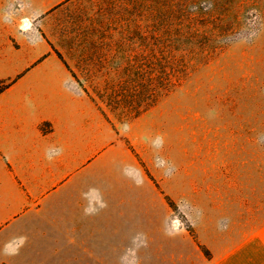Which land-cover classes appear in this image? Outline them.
Wrapping results in <instances>:
<instances>
[{
  "label": "rangeland",
  "instance_id": "1",
  "mask_svg": "<svg viewBox=\"0 0 264 264\" xmlns=\"http://www.w3.org/2000/svg\"><path fill=\"white\" fill-rule=\"evenodd\" d=\"M3 4L18 14L16 30L10 22L0 28V53L28 46L23 57L41 58L53 47L107 116V154L88 166L87 205H107L104 223L122 225L131 210L136 223L143 210L149 216L150 238L135 226L134 264H197L198 244L219 258L264 228V0ZM209 42L210 55L199 60ZM15 64H0V73ZM163 66L175 70L163 77L172 81L158 79L147 110L132 119L110 110L107 93L118 82L134 72L159 75ZM159 136L162 147L153 145ZM95 187L99 195L89 191ZM142 200L151 205L138 206Z\"/></svg>",
  "mask_w": 264,
  "mask_h": 264
},
{
  "label": "crops",
  "instance_id": "2",
  "mask_svg": "<svg viewBox=\"0 0 264 264\" xmlns=\"http://www.w3.org/2000/svg\"><path fill=\"white\" fill-rule=\"evenodd\" d=\"M3 5L0 0V22L5 21L0 28L10 22L9 30H16L17 9ZM13 36L18 43V31ZM27 50L15 49L9 57L0 53L1 65L17 64L8 73L2 70L0 80L18 75L0 92V264H122L121 257L129 255L131 263L125 264H134L135 226L142 238H150L145 211L138 223L127 211L122 225L112 217L104 223L102 209L93 216L83 211L88 166L107 154L104 116L51 46L41 58L23 57ZM49 147H62L63 154L49 162ZM126 206L135 201L127 199ZM200 260L197 264H264V228L232 253L217 258L201 251Z\"/></svg>",
  "mask_w": 264,
  "mask_h": 264
},
{
  "label": "trees",
  "instance_id": "3",
  "mask_svg": "<svg viewBox=\"0 0 264 264\" xmlns=\"http://www.w3.org/2000/svg\"><path fill=\"white\" fill-rule=\"evenodd\" d=\"M203 45L208 47V50H207L208 52H206L204 54V52L202 53V51L197 50L196 54H198L197 57H199L198 58L199 60L205 59L208 57V55H210L209 54L211 51L210 50V46H211L210 42L208 44L205 43ZM51 48L55 52L57 57L63 62V64L69 70V68H68L67 64L65 63V61L63 60L62 56L58 52H56L53 49V47H51ZM202 49L203 48H201V50ZM184 68H186V67H184L182 64H180V66H177L175 68V70L178 69L177 73L182 74V77H183L184 72H185ZM152 69H154V68H152ZM154 70H156V68ZM175 70L172 71V67H170L168 69V71H166L165 67L163 66V67H161L159 75H151L150 73H147L146 75H140L138 72L128 74L126 76V78L128 80H123V81L118 82V86H116L114 88V90L108 91L107 95H109V100L107 101V104L110 105L109 106L110 110L112 112L113 111L118 112L121 110L126 114L128 119H132L134 117H137L142 112L147 110L152 105L151 104L152 102L154 103L155 94H154L153 87H156L155 84L158 81V79H161V80H164L167 82H171L172 79L170 77L169 78H166V77L170 71L175 72ZM165 71L167 72V74L165 76V79H163V77L166 73ZM70 72H71L72 76L77 80V78L72 73V71H70ZM11 83L12 82L2 85V87L0 88V92L3 89H5L6 87L10 86ZM82 89L86 93V95L89 96L90 100L96 105V107L102 113L104 118L108 119L107 116L105 115L104 111L100 108L99 104H97V102L94 100V98H92L89 95V93L87 92V90L85 88L82 87ZM166 199L169 200L168 198H166ZM168 203L171 206V202L168 201ZM190 232L192 233L191 229H190ZM192 237H193V234H192ZM194 239H195V237H194ZM198 246L206 257L211 256L209 250L205 246L200 245V244H198Z\"/></svg>",
  "mask_w": 264,
  "mask_h": 264
},
{
  "label": "clouds",
  "instance_id": "4",
  "mask_svg": "<svg viewBox=\"0 0 264 264\" xmlns=\"http://www.w3.org/2000/svg\"><path fill=\"white\" fill-rule=\"evenodd\" d=\"M25 103L29 107H34L31 99L29 97H25ZM153 145L156 147H162L163 145V137L159 136L155 141H153ZM63 148L62 147H49L45 150V158L51 162L54 157L60 156L63 154ZM89 191H96L95 189H89ZM107 205L103 202L99 203V207H96L93 205V203L89 202V204L84 208V214L85 215H93L95 214L99 209L105 208ZM221 228L226 227L225 224L219 225ZM122 264H125L126 257L122 256L121 257Z\"/></svg>",
  "mask_w": 264,
  "mask_h": 264
},
{
  "label": "bare ground",
  "instance_id": "5",
  "mask_svg": "<svg viewBox=\"0 0 264 264\" xmlns=\"http://www.w3.org/2000/svg\"><path fill=\"white\" fill-rule=\"evenodd\" d=\"M27 28V27H26Z\"/></svg>",
  "mask_w": 264,
  "mask_h": 264
}]
</instances>
